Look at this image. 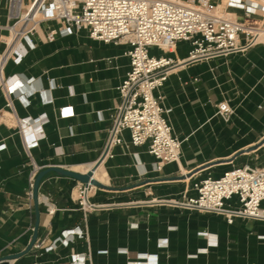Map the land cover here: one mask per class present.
<instances>
[{"label":"crops","instance_id":"0c3cea01","mask_svg":"<svg viewBox=\"0 0 264 264\" xmlns=\"http://www.w3.org/2000/svg\"><path fill=\"white\" fill-rule=\"evenodd\" d=\"M248 3L259 5L251 15L221 7L258 28L264 5ZM12 23L8 0H0V57ZM59 27L43 21L31 37L35 46L22 41L25 57L20 63L9 58L2 69L0 257L24 251L39 220L36 244L10 264H76L75 258L84 264H264L263 220L235 217L229 223L225 215L180 204L203 178L244 164L264 166V41L178 66L161 94L174 109L170 119L183 140L182 156L157 171L148 145L133 146L128 133L104 155L121 102L118 88L130 67L128 45L94 40L87 29L49 42V30ZM188 52L182 43L171 55L183 60ZM221 101L233 108L228 120L217 113ZM67 106L73 116L61 114ZM45 117L39 135L37 122ZM23 118L30 121L28 135L20 129ZM28 153L43 169L81 173L103 158L94 172L102 186L91 198L101 207L85 215L77 198L80 181L56 172L43 177L36 202L29 194ZM230 203L237 206V198ZM72 229L84 235L65 244L63 231Z\"/></svg>","mask_w":264,"mask_h":264},{"label":"built area","instance_id":"2783aa9c","mask_svg":"<svg viewBox=\"0 0 264 264\" xmlns=\"http://www.w3.org/2000/svg\"><path fill=\"white\" fill-rule=\"evenodd\" d=\"M227 8H238L246 15L256 12L259 5L244 0H228ZM13 23L4 37L6 50L0 57V87L5 85L2 69L14 57L20 63L28 50L21 46L31 40L43 21L55 20L59 28L50 29L49 42L58 35L87 29L89 36L103 43L128 45L126 54L130 67L118 88L120 105L112 115V124L104 155L125 143V133L133 146L148 145L154 157V169L162 171L169 163H179L183 140L175 131L170 116L173 107L164 105L161 89L179 65L213 57L243 52L256 42L257 29L219 12L213 0H8ZM189 45L188 56L178 60L175 53L180 44ZM217 113L228 120L233 108L227 101L217 104ZM61 114L73 116L72 106L63 107ZM46 117L37 122L42 135ZM27 118L19 119L21 131L28 135ZM32 144V141H28ZM29 194L43 169L28 153ZM196 194L180 204L192 210L225 215L229 223L235 217L264 221V166L244 164L225 171L220 177H206L195 183ZM97 190L92 183L80 182L78 204L87 215L101 207L91 198ZM236 197L237 206L230 201ZM55 208L51 212H55ZM65 244L78 229L63 231ZM54 244L47 247L53 249ZM74 263L84 264L75 258Z\"/></svg>","mask_w":264,"mask_h":264},{"label":"water","instance_id":"95a60500","mask_svg":"<svg viewBox=\"0 0 264 264\" xmlns=\"http://www.w3.org/2000/svg\"><path fill=\"white\" fill-rule=\"evenodd\" d=\"M102 160H103V158L100 159L96 163V165L92 169L88 170L86 173H81V172L65 169L63 167L56 166V165L42 169L38 173L36 180H35L34 191H33V197H34L35 201L36 202L38 201L39 187H40L41 180L43 179V177L45 175H47L50 172H56V173L61 174V175L70 176V177L77 179L80 182H83V183H89L90 182L97 187H101L102 184L100 183V181H98L97 179L94 178V170L99 166V164ZM38 217H39V215H38ZM38 228H39V220L36 223L33 238L31 240L30 244L28 245V247L20 253L10 254V255L0 257V264H10V260L18 258V257L26 254L27 252H29L37 242Z\"/></svg>","mask_w":264,"mask_h":264},{"label":"rangeland","instance_id":"374dc122","mask_svg":"<svg viewBox=\"0 0 264 264\" xmlns=\"http://www.w3.org/2000/svg\"><path fill=\"white\" fill-rule=\"evenodd\" d=\"M182 1H185V0H182ZM227 1L225 2V0H221V2L218 3L219 4V12L220 13H225L224 6L226 5ZM244 1L248 2V0H244ZM255 1H258L260 4L264 5V0H255ZM223 4H225V5L223 7H221V5H223ZM262 28H264V23H263L262 26L258 27V29H262ZM255 41H264V38L263 37H259L258 38V34H257Z\"/></svg>","mask_w":264,"mask_h":264},{"label":"bare ground","instance_id":"6f19581e","mask_svg":"<svg viewBox=\"0 0 264 264\" xmlns=\"http://www.w3.org/2000/svg\"><path fill=\"white\" fill-rule=\"evenodd\" d=\"M226 1H227V0H225V2H226ZM256 31H257V34H258V38H259V37H263V38H264V28H262V29H257ZM98 169H99V168H98ZM96 170H97V169H96ZM94 172H95V170H94ZM94 175L97 176V175H98L97 172H96ZM94 178H95V176H94ZM96 178H98V177H96ZM96 178H95V179H96ZM101 178H102V176H101ZM100 180H101V179H100Z\"/></svg>","mask_w":264,"mask_h":264}]
</instances>
